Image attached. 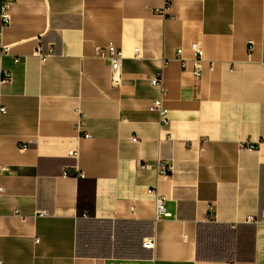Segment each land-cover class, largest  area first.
I'll return each instance as SVG.
<instances>
[{
	"label": "crops",
	"instance_id": "crops-1",
	"mask_svg": "<svg viewBox=\"0 0 264 264\" xmlns=\"http://www.w3.org/2000/svg\"><path fill=\"white\" fill-rule=\"evenodd\" d=\"M163 5L10 0L0 264H264V0ZM110 44L125 55L119 84ZM50 47L45 62L35 56ZM158 75L166 124L151 110ZM157 161L172 171L141 167ZM156 192L171 217L155 220Z\"/></svg>",
	"mask_w": 264,
	"mask_h": 264
},
{
	"label": "built area",
	"instance_id": "built-area-1",
	"mask_svg": "<svg viewBox=\"0 0 264 264\" xmlns=\"http://www.w3.org/2000/svg\"><path fill=\"white\" fill-rule=\"evenodd\" d=\"M172 1L173 0H164L163 8L157 12L165 15ZM0 20H1L3 27H6L10 24V21H11L10 0H3L1 7H0ZM248 45H249V52L252 53L254 50L253 42L249 41ZM192 48L195 53L193 77L196 80H199L202 77V73H203L202 63L204 61L203 60L204 53L197 45H194ZM7 50H8V47L5 46L0 40V54L7 52ZM137 51L138 50H136V52ZM53 53H54V49L53 47H50L47 53H43L41 48H38L34 54L35 56L39 57L42 62H45L50 56L53 55ZM181 54H182V51L178 50L177 55L180 59H181ZM105 58L108 60L110 64L112 82L114 84H119L121 82V71H122L123 61L125 60V55L123 51L120 48L110 44L106 48ZM209 70L210 71L214 70L213 64L210 65ZM10 81H11V73L4 72L1 77V84H5ZM151 84L159 90V96L153 101L151 105V110L159 114L161 123L166 124L167 111L164 107V103H165V99L167 95V90L165 88L163 76L158 75L154 77L151 80ZM0 111L4 112L5 109H0ZM85 118H86V115H81V118L79 122L77 123V128H80L83 125ZM246 148L249 150H254L256 147L254 145L248 144L246 145ZM68 155L74 159L78 158L77 151H70ZM141 167L143 169H148V170L153 169L161 177L167 176L172 171V167L170 165H167L166 163H163L161 161H157L156 163H153V164L145 163ZM165 203H166V198L162 195H159L156 192L155 193V220H159L163 217L165 218L171 217V214L167 211L165 207ZM37 214L40 216H45L47 215V212L40 211ZM86 216L87 214H84V217ZM36 242H38V240H36ZM142 246L144 249L154 250L156 246V238L152 237V238L144 239L142 242ZM229 264H233V263H229Z\"/></svg>",
	"mask_w": 264,
	"mask_h": 264
},
{
	"label": "trees",
	"instance_id": "trees-1",
	"mask_svg": "<svg viewBox=\"0 0 264 264\" xmlns=\"http://www.w3.org/2000/svg\"><path fill=\"white\" fill-rule=\"evenodd\" d=\"M85 210H88L87 203H82V202H80V203H79V212L82 213V212L85 211ZM84 214H87V215H88V212L85 211Z\"/></svg>",
	"mask_w": 264,
	"mask_h": 264
}]
</instances>
